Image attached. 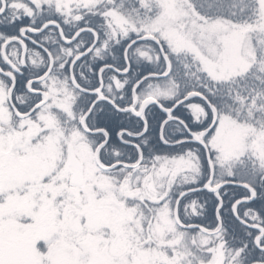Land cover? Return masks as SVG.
Listing matches in <instances>:
<instances>
[{
	"label": "snow or ice",
	"instance_id": "1",
	"mask_svg": "<svg viewBox=\"0 0 264 264\" xmlns=\"http://www.w3.org/2000/svg\"><path fill=\"white\" fill-rule=\"evenodd\" d=\"M0 264H264V0H0Z\"/></svg>",
	"mask_w": 264,
	"mask_h": 264
}]
</instances>
